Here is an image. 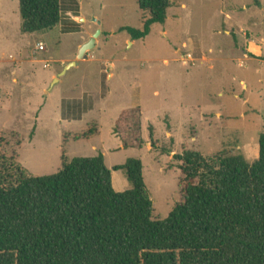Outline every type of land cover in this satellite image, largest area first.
Listing matches in <instances>:
<instances>
[{
    "label": "rangeland",
    "instance_id": "374dc122",
    "mask_svg": "<svg viewBox=\"0 0 264 264\" xmlns=\"http://www.w3.org/2000/svg\"><path fill=\"white\" fill-rule=\"evenodd\" d=\"M61 14L53 30L22 34L19 1L0 0V158L7 164L42 177L60 170L62 156L101 153L121 193L131 184L112 169L138 159L153 217L163 220L182 196L175 156L258 157L264 0H172L165 24L136 41L121 29H141L149 18L137 0H61ZM97 31L95 47L66 69ZM130 108L141 110V149H123L113 130Z\"/></svg>",
    "mask_w": 264,
    "mask_h": 264
},
{
    "label": "trees",
    "instance_id": "16d2710c",
    "mask_svg": "<svg viewBox=\"0 0 264 264\" xmlns=\"http://www.w3.org/2000/svg\"><path fill=\"white\" fill-rule=\"evenodd\" d=\"M18 1L22 34L61 21V0ZM137 5L150 15L141 29H121L133 41L165 24L172 0ZM141 118L139 108L120 112L113 130L123 149L145 144ZM175 159L181 201L161 220L138 159L112 169L131 184L118 193L101 153L62 156L60 170L42 177L0 158V264H264V133L251 163L233 152L184 151Z\"/></svg>",
    "mask_w": 264,
    "mask_h": 264
},
{
    "label": "water",
    "instance_id": "95a60500",
    "mask_svg": "<svg viewBox=\"0 0 264 264\" xmlns=\"http://www.w3.org/2000/svg\"><path fill=\"white\" fill-rule=\"evenodd\" d=\"M99 35H100V31H97L92 36V38L89 39L88 42L84 43L83 45H81L79 47L78 52H77V55H76V58H75V61L69 63L66 66V69H68L69 67L74 66L76 62L81 61V60H84L86 58V53L89 52V51H91L95 47L96 41H97Z\"/></svg>",
    "mask_w": 264,
    "mask_h": 264
},
{
    "label": "crops",
    "instance_id": "0c3cea01",
    "mask_svg": "<svg viewBox=\"0 0 264 264\" xmlns=\"http://www.w3.org/2000/svg\"><path fill=\"white\" fill-rule=\"evenodd\" d=\"M97 42V41H96ZM83 45V44H82ZM79 49V48H78ZM75 61V60H74ZM73 62V61H72ZM69 63H71V62H69ZM123 111V110H122ZM120 114V113H119ZM104 156V155H103Z\"/></svg>",
    "mask_w": 264,
    "mask_h": 264
},
{
    "label": "built area",
    "instance_id": "2783aa9c",
    "mask_svg": "<svg viewBox=\"0 0 264 264\" xmlns=\"http://www.w3.org/2000/svg\"><path fill=\"white\" fill-rule=\"evenodd\" d=\"M40 49L42 48V47H39Z\"/></svg>",
    "mask_w": 264,
    "mask_h": 264
}]
</instances>
